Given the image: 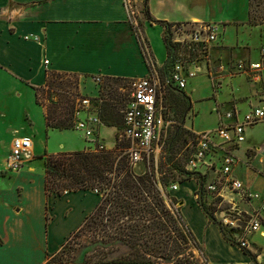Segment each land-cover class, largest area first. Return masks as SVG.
<instances>
[{"label":"crops","instance_id":"crops-1","mask_svg":"<svg viewBox=\"0 0 264 264\" xmlns=\"http://www.w3.org/2000/svg\"><path fill=\"white\" fill-rule=\"evenodd\" d=\"M133 1L137 7L145 2L153 21L140 17L138 27L137 8V16L131 17L123 0H0V170L4 168L14 137L26 136L32 141V158L19 171L0 174V264H45L47 254L54 253L70 233L78 229L101 199L97 191L91 189L64 191L61 195L45 191L42 159L60 152L77 151L67 136L51 133L69 129H50L43 141L44 110L34 102L33 87L44 84L48 72L141 78L148 73L141 39L147 40L149 54L157 66L165 62L160 22L212 23L219 33H223V28L229 33L233 20L247 18L243 0L238 18L227 15L217 18L227 12L232 0H219L217 5L212 4L213 0H204V7L211 8L207 16L199 0ZM238 42L246 43L249 49H234L232 43H227L229 49L210 48L208 59L218 75L206 76L212 87L216 85L214 95L221 87L217 80L221 82L236 76L226 73L229 60L241 55L244 61L259 59V50L263 47L259 38L251 34ZM189 71L195 76L194 71ZM243 75L238 85L241 89L232 85L230 97L222 103H228V107L223 109L222 104L216 102L217 124L220 119L224 123L235 120L234 117L221 118V112L228 110L236 111L239 119L251 108L264 111V67L245 71ZM24 95L31 97L27 108L20 110L25 121L17 114L18 103ZM103 127L109 126L102 124L98 128L99 138ZM254 132L248 130L244 141V156L250 160L249 166L238 157L241 161L235 166L234 174L252 191L264 193V137ZM50 137L52 142L61 141L57 145L50 144ZM34 140L44 142V146L41 148ZM85 149L88 147L81 151ZM195 189V181L189 180L181 183L175 194L184 222L202 246L207 263L251 264L249 255L227 241L203 212L194 198ZM257 235L261 243L252 240L251 235L248 250L255 254L258 264H264V223Z\"/></svg>","mask_w":264,"mask_h":264},{"label":"rangeland","instance_id":"rangeland-1","mask_svg":"<svg viewBox=\"0 0 264 264\" xmlns=\"http://www.w3.org/2000/svg\"><path fill=\"white\" fill-rule=\"evenodd\" d=\"M205 1L208 2V0ZM243 1L245 2L247 8V18L233 20L230 23L231 26L228 28L229 33L226 32V28H223V33H219L218 40L212 43L211 46L216 47L217 49H229V45L227 43H232V45H234V47L232 48H242L241 50L244 51L243 49H249V47L245 45L246 43L240 44L238 40L243 39L244 37H250L251 34L259 38L260 45L264 46V0ZM199 2V5H202V8L204 9L203 11L206 14L205 16H207V13H209L211 9L210 6L204 7V0H199ZM217 2H219V0H213L212 4L217 5ZM241 3L242 0H232L228 5L227 12H225V14H223L222 16L218 15L217 18L224 17L225 15L232 18L240 17L242 12ZM135 8H137L136 10H138L137 20L139 22L138 27H140V17H147L146 3L142 2L140 6H136ZM169 24L174 25V23ZM161 26L163 27L162 39L165 45L167 56V59L165 58L166 60L164 63L170 62V65L168 68H166V70L163 68L164 64L161 66L162 68L158 69L161 83L170 74L172 69L171 64H173V62L176 60L183 62L182 65L185 68V72L186 70L191 69V71H194L195 76L187 80L185 91L182 93L179 91H175V89H167L165 87H161L158 98V106H161L162 108L163 119L165 121H172L173 125L167 127L162 132L159 140L160 150L157 156V165L155 166L154 162L150 160L144 165H137L136 170L134 166L131 167V169L136 173L153 171L155 179L157 181V187L162 192V197L166 207L171 212H173V210H176L180 217L179 220H181V224L179 226L182 230V236H177V239L168 240V242L166 243V254L162 256L157 255L159 262L156 264H208L203 254L202 246L198 242H195L196 240L194 241L189 235L188 231L190 230L186 226L180 212V204L178 202V198H176V192L170 191L169 186L173 181L186 177V173H184V160L188 152L187 150L189 149V143L192 141V134L196 133L192 131L190 127L199 132L206 131V129H215L217 127V116L214 108L215 104L216 102L222 104L223 102L228 100V98L230 97L229 93H231V86H238L239 81H242L244 79V71H238L236 69V63L238 61H242V59L244 58L241 55L238 58L229 60L226 66V73L228 74V76H236L224 78L221 82L220 80L218 81L216 79L218 83H221V87L216 90L217 92L215 93V97L214 89L216 88V85L215 87H212L211 81L206 75L216 77V75L218 74H216L215 72L216 68L214 69V67L212 68V66L210 65L208 53L207 55L206 53L203 55L202 53H200L199 49H195L196 47L194 46L188 47L178 44H175V49H172L173 51L169 50V48L166 47V43L164 40L167 34V29L165 27V24H161ZM171 33L172 31L170 30V34L168 35V37L171 35ZM152 39L156 41L155 36H152ZM147 43L148 42L146 39H141L142 49L146 55H148L150 52L148 51ZM147 57L149 58V56ZM48 77L51 81V85L53 86V88H50V97L47 98L48 95L45 91L40 95L42 104L38 105L41 106L44 110L45 107L48 106L50 100L58 101L59 98L65 96V98L69 99V103L72 102L75 105V117L77 119L76 121L87 117L89 114H96L99 105H103V107H105L106 109L110 108L114 109L115 111H119L129 99L130 87L129 84L125 82H116L112 79H106L103 77L101 78L100 82H96L93 80V76H77L75 74L65 75L64 73H48ZM193 87L195 88V90L192 89ZM239 88L241 89V87ZM85 97L90 99L91 106L88 110H85L80 105V100ZM29 98L31 99L30 96L24 95L22 102H19L17 107V114L24 121L25 119L20 110L24 111L25 108H27L30 101ZM34 102L36 103L35 94ZM228 105L229 104L226 103L222 104L220 107L224 109V107H228ZM239 107L241 108V110H243L242 104H240ZM229 112H231V110H228L224 113L221 112V118L226 117L227 113ZM76 121L74 122L72 129L61 132H59L58 130H54L51 133H61V135L67 136V139L73 143L76 148L75 150L77 151H81L84 147H88V149H85L83 151H93L90 148L93 143L87 141L83 137L81 132L76 130ZM219 121H222V119H220ZM177 124H183V127L186 129H178ZM117 126L118 125L115 124L113 125V127H103L102 129L100 139L104 143L106 149L111 150L114 148L113 145L116 134V130L114 127ZM250 129H253L255 131L254 134H256L257 136L259 135V137H264V122H259L251 127H247L245 131V137L247 131ZM1 132L2 130L0 129V133ZM47 134H50L49 130L44 131L43 141L45 137H47ZM59 141H61V139H56L53 142L51 137L50 139H48V143H54L55 145H57ZM34 142L37 143V145H39L41 148L44 146V142L36 140H34ZM237 156L242 160V162H245V164L249 166V159L246 160L244 156V142L241 143L240 149L239 151H237ZM42 161H44V158L42 159ZM43 169L44 163L42 165V171ZM11 172L13 171L7 168V164L5 161L4 168H1L0 174H8ZM163 175L165 179H167V181L164 179L162 180ZM193 178L196 179L195 177ZM185 180H183L181 183L186 182ZM96 191L98 195L102 196V192H99L98 190ZM196 195L197 198L194 197L196 202L200 204L203 212L206 210V212L204 213L207 216V212H211L212 208L209 206L210 198L203 191H199L198 193H196ZM208 218L211 222H213L212 218ZM251 238L258 244L261 243L260 238H258L257 232L253 233ZM262 240L264 241V239ZM86 241H88L87 234L86 236L83 235L80 237L73 236L69 240H67L66 238L54 253L47 254L45 264H93L84 261L85 257L88 254H91V250L84 247V245H86ZM256 250L258 251L259 249ZM249 252L254 255L253 252Z\"/></svg>","mask_w":264,"mask_h":264},{"label":"built area","instance_id":"built-area-1","mask_svg":"<svg viewBox=\"0 0 264 264\" xmlns=\"http://www.w3.org/2000/svg\"><path fill=\"white\" fill-rule=\"evenodd\" d=\"M123 3L128 14L136 17L134 1L123 0ZM170 30L172 33L169 41L172 44L194 46L203 55L209 54L212 43L219 35L217 26L212 23H175ZM143 53L148 73L141 78L129 79V99L121 110L123 123L121 129L116 131L118 134L114 141V145L115 142H124L121 151L126 155L131 167L136 164L144 165L150 159L157 165L160 137L167 127L173 125L172 121L163 119L162 108L158 106L161 87L172 85L175 89L185 90L187 79L193 76L189 69L185 72L182 61L176 60L171 64L170 74L161 83L158 69L162 67L156 65L150 54L146 55L144 51ZM263 67L264 46L259 50L257 62L242 60L236 63V69L244 72L258 71ZM93 80L100 82L101 77L94 76ZM80 102L85 110L91 106L89 98H82ZM237 114L236 111H231L226 117H234L235 120L227 123L219 121L214 130L195 133V142L190 144L191 153L186 159L185 170L208 175L209 178L202 188L196 179L191 177L196 183L194 197L197 198L196 193L199 191L205 192L210 198L213 222L219 229L232 230L234 245L240 249H248L249 237L259 232L264 223V193L252 191L234 174V168L241 161L236 153L245 141L247 127L264 121V111L257 107L251 108L240 119ZM102 124L96 114H89L76 121V130L93 143L90 147L93 151L106 149L96 135ZM31 148L32 141L29 137H14L6 156L7 168L13 172L19 171L23 164L31 159ZM180 183L181 179L173 181L169 190L175 192Z\"/></svg>","mask_w":264,"mask_h":264},{"label":"trees","instance_id":"trees-1","mask_svg":"<svg viewBox=\"0 0 264 264\" xmlns=\"http://www.w3.org/2000/svg\"><path fill=\"white\" fill-rule=\"evenodd\" d=\"M146 18L153 21L148 13ZM160 23L165 24L167 29L164 38L166 47L169 50L175 49V44H172L168 37L172 25ZM169 65L170 62L164 63L163 68L166 70ZM48 73L44 84L33 87L36 103L40 105L42 104L40 95L46 91L47 98H49L50 88H53ZM103 78L116 82L128 83L129 81L123 77L104 76ZM165 88L175 89L172 85ZM175 91L182 93L185 90L175 89ZM124 106L119 111H115L99 105L96 115L103 125L113 127L117 124L118 126L114 128L118 132L123 123L121 110ZM44 119L45 131L72 129L77 120L75 105L72 102L69 103V99L65 96L59 98L58 101L50 100L44 109ZM177 128L186 129L183 124H177ZM194 142L195 134L193 133L192 141L189 144ZM123 146L124 142L120 141L115 142L114 148L111 150L60 152L47 155L43 161L45 191L47 194L56 193L58 195L64 191L80 189H95L102 192L100 202L95 209L67 238L69 240L73 236L88 235V241L84 247L90 249L91 254L85 257V262L93 264H156L159 262L157 255L166 254L168 240L182 236L179 226L181 220H179L180 217L176 210L171 212L166 207L153 171L143 173L133 171L126 155L122 154ZM187 151L184 164L191 153L190 145ZM184 173H186V177L181 179V182L185 179L190 180L193 176L201 188L209 178L208 175H202L199 172L193 173L185 170ZM163 179L167 181L164 175ZM207 216L211 219L212 213L207 212ZM220 232L227 241L233 244L232 230L220 228ZM188 233L195 241L191 232L188 231ZM242 250L249 255L251 264H258L255 254L253 255L247 249Z\"/></svg>","mask_w":264,"mask_h":264}]
</instances>
